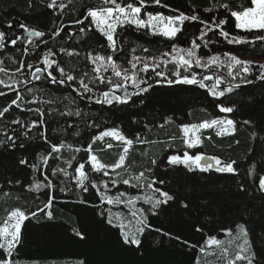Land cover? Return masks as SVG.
<instances>
[{
	"label": "trees",
	"instance_id": "trees-1",
	"mask_svg": "<svg viewBox=\"0 0 264 264\" xmlns=\"http://www.w3.org/2000/svg\"><path fill=\"white\" fill-rule=\"evenodd\" d=\"M50 2L51 0H0V31L6 34L3 41L5 47L0 49V67L8 70L7 75L0 73V79L15 89V92L10 91L0 85V92L6 93L0 96V110L16 98V92L23 97V101H18L20 107L12 105L9 112L0 117V141H7L9 135L15 137V147L10 141L0 143V220L13 208H19L26 214L37 213L35 217L29 216L23 222L20 242L13 251L12 259L18 264H77L78 261H83L84 264H223L225 261L222 258L218 259L217 255L212 254L216 251L214 248H206L209 255L202 256L200 246L210 236L225 241L231 239L222 230L232 229L235 234L236 225L243 224L251 244L248 254H256L253 264H264V192L258 188V177L264 174V80L256 79L260 72L256 64L264 63V41H256L255 44H228L218 31L209 32L206 37L209 41L208 47L202 46L198 49V55L207 57L220 54L222 59H226L223 53L230 52L241 60L255 62L252 72L241 73L233 79L228 76V69L223 65L209 69L193 66L188 72L180 70L185 75H191L194 71L198 78L213 73L221 75L225 78L220 85L221 90L230 84L240 85L222 97L209 95L207 89L200 88L199 85L167 83L169 79H176L172 75L176 67L169 64L156 69L165 72V77H157L151 68L147 72H139L138 78L147 81L139 87L147 88V91L133 95L127 104L96 103V99H100L99 94L108 90V86L92 83L89 79L95 73L91 71L93 65L85 59L86 53L100 52L105 56L112 54L121 69L131 71L128 61L133 55L159 56L170 51L173 43L182 48L189 47L191 39L199 35L204 25L199 21H186L183 31L173 40L150 35L146 29L137 30L134 26L118 28L119 44L122 47L112 53L106 47L107 41L95 30L80 32L81 27L88 29L87 22L82 25L75 23L77 19L84 18L86 7L99 6L101 0H57V4L66 5L64 9L48 8ZM224 2H228L236 10L241 0H162L163 4L169 5L168 8L151 4L149 0L145 11L175 15L177 13L171 10L178 9L187 15L195 12L201 20L211 22L213 16L218 19L230 16L223 8L204 11L212 8L214 3ZM244 6H249V3ZM9 22L13 25L11 28L8 27ZM21 23L28 28L43 31L44 37H33V43L21 39L16 45H12L11 39L26 35L24 29L19 27ZM223 28L233 36L247 37L249 40L257 35L264 36V30H237L234 18H230ZM57 29L60 30V35L54 36ZM41 40L46 43H41ZM61 48L75 49L79 55L68 56L66 52L59 51ZM133 48H137L134 53ZM144 48L149 51L144 52ZM48 49L55 53L51 59L75 75L77 82H67V87L48 80L32 79V70L26 65L30 63L43 67L39 61ZM21 61L25 62V67L17 73L15 70L20 68ZM137 67H142V64ZM85 72L88 73L85 82L89 83L93 92L89 94L80 90L78 94L74 89L78 88V81ZM104 75L111 76V71ZM245 75L252 83L241 82V77ZM25 80L29 83H23ZM113 80L119 78L113 77ZM157 80L161 82L157 83ZM212 83L213 81H205V84ZM149 84L151 87H148ZM22 87L23 90L17 91ZM139 87L129 82L127 91L134 93ZM29 88L34 92L30 93ZM138 91L139 89L136 92ZM116 94L123 95L124 92L117 90ZM88 95L94 99H86ZM34 97L35 102H32ZM70 99L75 103H69ZM42 100L55 102L44 104L41 103ZM218 104L232 107L233 112H221L217 108ZM47 106L49 108L45 109ZM36 108L44 111L46 124L28 129L26 125L40 118L36 112L29 111ZM49 109L55 111L49 114ZM69 109L72 112L78 109L81 115H60ZM168 118L171 119L165 123ZM213 118L233 120L235 130L222 136L216 135L218 129L201 130L199 135L203 143L188 148L183 143V133L179 126ZM12 120H19L20 123L13 124ZM244 121L250 123L245 124ZM69 124L73 127H68ZM113 127H118L131 139H135L139 133L140 139L146 141L143 144L135 143L128 154L126 165L129 167L133 164L138 169L131 174L144 171L148 177L146 182L155 177L157 183L154 187L169 192L173 197L165 205L161 204L151 211V205L136 202L137 208L145 210L148 225L143 233L137 234L139 245L125 243L118 226L121 222L135 225L136 221L129 215L128 207L123 204L101 203L89 181H85L89 185V191L84 192L72 179L75 169L66 161L75 156L73 165L86 162V152L62 149L57 154L61 158H50L47 166L39 158L50 151V144L45 143L40 136L41 132L46 134L50 143L59 144L63 140L71 144L73 149H84L93 136L105 128ZM253 132L256 136L252 135ZM105 139L114 145L117 143L110 138ZM94 150L103 162L113 163L121 148L106 149L104 142L98 141ZM184 151L191 155L199 152L206 156H217L225 162L235 161L236 171L227 173L195 168L189 170L184 165L168 164L169 155L182 156ZM21 159H25L27 163L20 164ZM152 159L156 160L155 164L151 163ZM32 165L37 167L33 168ZM251 166H254L253 172L249 175ZM56 167L67 169L69 176L66 177L62 172L53 176L52 168ZM148 169L151 171H146ZM86 170L90 180L97 183L100 180L109 182L108 194L111 196H115L117 192H126L130 196L140 192L152 195L151 190L135 192L138 189L122 183L113 186L109 177L91 172V165L87 163ZM120 171L123 178H128V173ZM45 176L52 181L53 188H42L39 191L30 189L29 186L34 181H44ZM113 178H116L115 174ZM161 180L164 181L163 184L158 183ZM100 190L105 191L102 185ZM49 195L54 198L52 206L46 209L52 212L51 219L37 211L44 207ZM117 212L122 214L119 220L115 217ZM110 218L111 224L108 222ZM76 232L81 235H76ZM241 242L242 240L234 241L229 247L228 259L235 255L238 250L236 244ZM239 264H246V261Z\"/></svg>",
	"mask_w": 264,
	"mask_h": 264
},
{
	"label": "snow or ice",
	"instance_id": "snow-or-ice-1",
	"mask_svg": "<svg viewBox=\"0 0 264 264\" xmlns=\"http://www.w3.org/2000/svg\"><path fill=\"white\" fill-rule=\"evenodd\" d=\"M71 2V0H70ZM151 4L158 5L164 8H168L169 5L163 4L162 0H150ZM245 3H249V6H244ZM48 8L59 7L64 9L66 5L64 3L57 4V0H51L47 5ZM149 6V0H101L99 6H88L84 12L83 19H77L76 24L88 23V29L84 27L80 28L81 33H86V31L95 30L98 32L106 41L107 49H110L112 53L117 52L122 45L119 44L118 28H124L125 26H134L137 30L146 29L150 35L162 36L168 40H173L177 37V34L183 31V26L186 21H199L200 24L204 25L199 31V35L191 39L190 46L182 48L179 45L173 43L171 45L170 51H165L159 56H147L139 57L133 55L132 58L128 61L131 65V71L128 69H121L120 65L113 59L112 54L102 55L100 52L89 51L85 55V59L90 62L93 67L91 71L95 73L94 77L89 79L92 83H99L108 86V90L101 92L100 99H96V103H105V104H127L133 95H139L140 93L146 92L147 88H139L138 92L129 93L127 91V84L131 82L134 86L139 87L141 83H147V81H141L138 78L139 72H147L150 68L157 77H165V72L157 71L161 65L167 67L169 64H174L176 71L172 73L176 77L175 80H167V83H185L190 85H199L200 88H205L208 91V94L213 97H222L225 93H230L234 88H238L239 84H230L228 87L220 89V85L224 83V77L217 75L215 73L211 75H204L202 78H198V74L194 71L191 72V75H185L180 70L183 69L184 72H188L192 69L193 66L203 69H209L213 66L220 67L226 66L228 69V76L235 79L237 76H240L241 73L249 74L252 72V65L255 63L253 61H244L239 59L236 55L225 52L222 59L220 54H213L211 56L203 57L198 55V49L202 46L204 48L208 47L209 41L206 40L209 32L218 31V34L223 37L228 44H255L256 41H264V36H255L252 40H249L247 37L242 36H233L229 32L225 31L223 26L229 22L230 18L235 20V28L237 30H242L245 32H252L258 30H264V0H241V3L237 5V9L233 10L228 2L224 3H214L212 8L205 9L206 12H211L215 8H223L226 15L223 19H218L213 16L211 22L201 20L199 15L195 14L187 15L184 12L179 11L178 9H172V12L177 14L175 15H165L163 12H151L145 11ZM90 18V19H89ZM13 25L11 22L8 23V27L11 28ZM21 29H24L25 37L16 36L14 39L10 40L12 45H16L17 41L21 39H26L28 43H33V37H44L45 33L43 31H38L33 28H28L25 24L21 23L19 25ZM54 36L60 35V30L57 29L54 33ZM6 39V34L3 31H0V49L5 47L4 40ZM199 41V42H198ZM41 43H46V41L41 40ZM38 47V45H37ZM60 52H66L68 56L79 55L75 50H66L64 48L59 49ZM137 51V48H133L132 52ZM144 52H148L149 49L144 48ZM27 52V49H25ZM55 53L48 49L42 54V59L39 63L43 64V67L35 66L34 64H27L26 67L30 72V75L33 80H48L53 84L64 85L66 82H77V77L71 72L66 71L56 60L51 59ZM142 64V67L138 68L137 66ZM25 67V62L21 61L20 68H17L15 71L19 73L22 68ZM256 67L260 70L259 75L256 79L264 80V63L256 64ZM7 69L0 67V73L7 75ZM111 71V76H105L104 73ZM58 73L59 75H55ZM85 77H88V73L85 72L83 76L80 77L78 81V88H75L74 91H77L78 94L80 90L83 93L91 94L93 88L89 86V83L85 82ZM113 77L119 78V80L114 81ZM9 80H12V77H9ZM205 81H213L212 84H205ZM15 82V81H13ZM160 83V80L156 81ZM242 83H252L251 80L247 79V75L241 77ZM23 83L27 84L29 81L25 80ZM0 85L8 88L10 91H14L12 85L6 83L5 80L0 79ZM151 87V84L148 85ZM117 90H123V95H117ZM30 93L34 92L32 88H29ZM6 95L4 92H0V96ZM68 99V97H65ZM86 99L92 100L93 96L88 95ZM18 101H23V97L16 92V98L13 99L7 107H4L0 110V117H4L6 113L9 112L12 105L20 107ZM32 102H35V97ZM55 100H42L41 103L52 104ZM69 103H75L74 100H69ZM217 108L223 113L233 112L232 107H225L222 104H218ZM29 111H34L39 115L38 120H33L31 123L26 125L28 129H32L39 126H44L46 120L44 119V111L41 108L29 109ZM54 109H49V114H51ZM60 115H75L79 117L81 112L77 109L75 112H72L71 109ZM171 118L165 121L168 123ZM11 123L16 124L20 123L19 120H12ZM245 124L250 123L249 121H244ZM163 125H161L162 127ZM68 127H73L69 124ZM181 132L183 133V143L188 148H194L203 143L199 133L204 129H218L216 131L217 136L229 135L232 131L235 130V122L231 119H217L213 118L211 120L204 119L199 123L191 124H182L179 126ZM27 135V133H25ZM253 136H256V133H252ZM40 136L45 141V143L50 144V151L46 155H41L39 158L45 166L49 165L50 158L54 157L60 159L57 154L61 152L62 149H70L75 152L84 151L87 153V161L73 165L72 161L76 159L75 156L71 160L66 161L70 167H74L75 175L72 176V179L76 181V186L79 187L82 191H89V185L85 184V181H89L91 188L96 190L97 195L100 197L101 203H107L109 205L123 204L129 208V215H131L136 223L135 225L129 222L127 225L121 222L118 226L120 228L121 236L125 243L139 245L140 239L138 238V233H143L145 227H148L145 216V210L142 208L136 207V202L143 200L145 204L151 205L149 211L156 209L159 205L167 203L172 200L173 197L167 191H163L159 187H154L157 183L155 177L152 178L150 182L148 177L145 175L144 171L136 175H132L129 167L126 165V160L128 154L135 143H146V141L140 139V134L138 133L135 139L128 138L118 127L105 128L103 131L99 132L97 135L93 136L91 142L88 143L87 148L81 149L76 147L73 149L71 144L65 143L63 140L59 144L50 143L48 137L44 132L40 133ZM105 138H110L112 141L117 143L114 145ZM174 139V138H173ZM12 142V146L15 147V137L12 135L7 136V141H0V143ZM104 142V148L112 149L113 147H120L121 151L117 154V157L113 163H105L97 155L94 150V145L98 142ZM23 147V145H21ZM167 162L170 165H184L189 170L193 168L199 169L201 171L215 170L216 172H227L234 173L236 169L234 168L235 161L225 162L222 161L217 156H206L203 153H196L195 155L189 154L188 151H184L183 155H169ZM20 164H26L25 159L19 161ZM86 163L91 165V172L93 173H102L104 176L109 177V180L113 186L117 183H122L124 185H130L134 189L140 190H151L152 195H134L130 196L126 192H117L115 196L108 194L109 182L100 180L97 183L95 180L89 179V172L86 170ZM152 164L156 163L155 159H152ZM33 168H36L37 165H32ZM253 167L249 169V175L253 172ZM111 170V172L109 171ZM128 173V178H123L121 176V171ZM146 171H151L150 169ZM58 172H62L66 177L69 176L67 169L65 168H52V175L55 176ZM115 174L116 178H113ZM135 181V183H133ZM19 183V182H17ZM158 183L163 184L164 181L161 180ZM103 186L105 191L100 190V186ZM31 190L39 191L42 188H53L54 184L52 181L45 176L44 181H34L30 186ZM258 188L260 191L264 192V174L259 175L258 177ZM243 190V188H242ZM64 191V189H61ZM162 198V199H161ZM53 197L48 196L47 203H45L43 208H38V212L45 214L49 219L52 218V212L46 211L52 206ZM36 212H31L26 214L23 210L19 208H13L7 212L6 217L3 220H0V264H18L14 259H12L13 251L16 248V245L20 242L21 226L23 222L28 219L29 216L35 217ZM109 215L111 217L112 213L109 210ZM121 213H115V217L119 220L121 219ZM112 223L110 218L108 221ZM200 231V229H197ZM222 232L225 235H230L231 239L227 241L217 238L216 236L208 237L204 244L200 246V254L202 256H208L209 252L207 249H215L212 254L217 255L218 259L222 258L225 261V264H239V262L246 261L247 264H253L255 259V252L249 251L251 249V244L248 240V232L246 227L243 224L236 225L235 234H233L232 229H223ZM76 235H81L79 232H76ZM242 240L241 243L236 244L238 249L235 255L228 259V250L229 247L233 244L234 241ZM185 243H188L185 241ZM196 247V245H192ZM200 257H198V260ZM77 264H84L83 261H78Z\"/></svg>",
	"mask_w": 264,
	"mask_h": 264
},
{
	"label": "bare ground",
	"instance_id": "bare-ground-1",
	"mask_svg": "<svg viewBox=\"0 0 264 264\" xmlns=\"http://www.w3.org/2000/svg\"><path fill=\"white\" fill-rule=\"evenodd\" d=\"M175 84H180V83H175ZM64 85H66V86L68 87L67 82H66ZM24 87H25V86H24ZM24 87H22V88H18L17 91H21V90H23ZM47 108H49V107H48V106L45 107V109H47ZM192 123H195V122H192ZM188 124H191V123H188ZM129 170H130L131 173H135L138 169L136 168L135 165L131 164V165L129 166ZM198 170H199V169H198ZM109 171L111 172V170H109ZM133 183H135V182H133ZM137 191H140V189L136 190L135 192H137ZM138 194H139V195H145L146 192H140V193H137V194H135V195H138ZM161 199H162V198H161ZM137 203H138V204H144V203H143V200L137 201ZM165 204H166V203H164L163 205H165ZM113 210H115V209H113Z\"/></svg>",
	"mask_w": 264,
	"mask_h": 264
},
{
	"label": "rangeland",
	"instance_id": "rangeland-1",
	"mask_svg": "<svg viewBox=\"0 0 264 264\" xmlns=\"http://www.w3.org/2000/svg\"><path fill=\"white\" fill-rule=\"evenodd\" d=\"M233 256H234V255H233ZM32 264H36V263H32ZM223 264H225V262H224ZM246 264H247V262H246Z\"/></svg>",
	"mask_w": 264,
	"mask_h": 264
},
{
	"label": "water",
	"instance_id": "water-1",
	"mask_svg": "<svg viewBox=\"0 0 264 264\" xmlns=\"http://www.w3.org/2000/svg\"><path fill=\"white\" fill-rule=\"evenodd\" d=\"M139 88H140V87H139ZM139 88H137V89L135 90V92H136Z\"/></svg>",
	"mask_w": 264,
	"mask_h": 264
}]
</instances>
